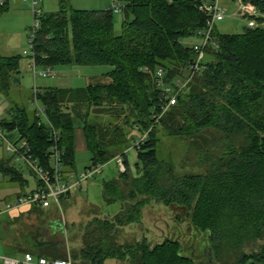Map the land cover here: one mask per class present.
I'll return each mask as SVG.
<instances>
[{"label": "trees", "instance_id": "trees-1", "mask_svg": "<svg viewBox=\"0 0 264 264\" xmlns=\"http://www.w3.org/2000/svg\"><path fill=\"white\" fill-rule=\"evenodd\" d=\"M57 1L59 11L40 17L35 64L53 70L64 65L112 70L104 83L85 89L39 90L51 125L36 112L14 108L0 127L26 139L43 166L50 165L53 147L64 151L65 169L72 173H77L76 131L82 129L92 166L118 157L125 166L117 179L103 184L105 204H120L121 209L111 219L90 211L86 223L73 225L71 239L67 224L61 232L46 229L48 219L29 232L24 225L17 241L31 247L25 255L49 261L70 258L73 264H201L177 241L152 247L147 239L122 238L155 203L183 208L190 225L209 236L216 264H264V0H240L263 16L257 19L259 26L237 35L214 29L216 47H206L201 69L192 78L196 54L184 41L201 38L208 26L202 0H121V13L74 10L67 0ZM6 9L0 7V16ZM116 14L124 16L120 33ZM19 61V56L0 57V73L16 75ZM185 83L177 104L157 122L166 89ZM134 133L141 138L134 139ZM160 134L188 141L198 165H208L204 174L181 176L173 162L161 160ZM130 140L138 152L137 175L127 157ZM0 171L25 185L10 158L0 162Z\"/></svg>", "mask_w": 264, "mask_h": 264}, {"label": "rangeland", "instance_id": "rangeland-1", "mask_svg": "<svg viewBox=\"0 0 264 264\" xmlns=\"http://www.w3.org/2000/svg\"><path fill=\"white\" fill-rule=\"evenodd\" d=\"M37 6L33 9L34 0H10L8 9L3 11L0 16V57H20L18 77L14 73H0V122L3 120L11 119V111L14 108L25 109L28 113L33 114L43 108L40 102H35V88H57L61 90H76L85 89L91 84L104 83L106 81V74L112 69L108 66H77V65H64L54 67V72L57 74L56 78H43L40 74L44 68L41 66H34V62L30 55L31 53L30 39L33 36V29L35 26V12L41 13H55L59 11V2L57 0H35ZM211 1V0H207ZM220 5L224 7L222 1ZM235 3L232 1V8L226 9V17L224 21L216 24V29L219 34L237 35L243 34L249 29V16L245 17L244 11L240 7L246 4L238 0ZM69 8L74 10L86 11H104L108 10L113 5V0H67ZM252 6V5H251ZM239 10V11H238ZM257 11V9H256ZM263 16L257 11L253 21L258 25L257 19ZM124 22L123 14L115 15V29L118 33L122 31ZM264 28V24L260 25ZM201 40V38H199ZM197 38H191L184 41L186 46H191ZM200 43V41H199ZM198 43V44H199ZM196 45V44H195ZM19 82H15V79ZM43 123L48 122L44 116H41ZM134 139H140L141 135L138 133L133 134ZM132 138V137H131ZM161 138V134H160ZM18 141V135L14 136V142ZM159 147L160 159L164 161H171L176 166L177 174L184 175L189 173L204 174L208 165L200 166L195 159V155L188 146L186 140H171L167 137L161 138ZM129 146L131 148L127 151L128 161L131 166L132 172L136 174V165L138 162V152L135 149L134 140H130ZM189 147V148H188ZM9 157L6 153L5 145L0 140V162L8 160ZM93 155L88 152L76 153V171L83 173L86 169L90 168L93 163ZM13 167L23 176L24 180L29 182V188L22 189L17 183L12 182L9 177L5 176L0 171V238L3 234L8 233V229L2 223L6 221L10 214L3 212L6 206L14 204L17 196L21 197L23 193H29L31 189L36 186L34 175L29 168L22 162L12 163ZM125 170V166L120 167L116 161H111L103 168V172L96 177V179L86 182L83 187L72 193L69 200L60 198V207L54 206L50 210H42L39 206H34L33 212L43 213L44 217H39L34 214L33 217H22L21 221L15 225L18 228L25 225L27 232L29 228H37L45 219L61 220L69 228L68 237H72L73 225H79L88 221L87 215L90 211H97L99 217L111 219L115 217L120 209V204L106 205L103 198V184L115 180L119 177L120 172ZM36 178V177H35ZM72 198V199H71ZM24 219V220H23ZM57 219V220H58ZM22 224V225H20ZM46 225V229L61 232L64 227H52ZM21 228H19L20 231ZM24 232V231H23ZM19 234V233H18ZM11 237L16 236V232L9 233ZM130 241H141L147 239L153 247L157 244H162L167 240L180 242L184 247L186 255L191 250L189 241L200 234L190 225V218L188 213L183 208L166 207L164 205H156L151 203L143 211L142 221L138 225L129 226L122 238ZM196 235V236H195ZM194 236V237H193ZM205 238V237H204ZM193 240V239H192ZM0 239V254L3 253V246ZM200 244V243H199ZM72 245V244H71ZM190 245V246H189ZM194 245H197L195 243ZM21 247L19 252H16V247ZM79 247L77 241L75 244ZM74 247V246H72ZM31 247L20 238L13 241L12 248L7 247L6 254L16 252V257L20 260L24 259L25 253ZM13 255V254H12ZM190 255V254H188ZM201 255L200 250L196 256ZM109 264H122L111 262ZM123 264H127L126 262ZM131 264V263H130Z\"/></svg>", "mask_w": 264, "mask_h": 264}, {"label": "built area", "instance_id": "built-area-1", "mask_svg": "<svg viewBox=\"0 0 264 264\" xmlns=\"http://www.w3.org/2000/svg\"><path fill=\"white\" fill-rule=\"evenodd\" d=\"M9 5V0H0V7H6ZM37 2L34 0L33 9L37 6ZM242 11L246 14L245 17L249 16V28L254 29L257 27L256 22L253 21V17L256 16V11L251 5H245L240 7ZM115 13H121L124 9V4L121 0H113V5L110 8ZM200 9L209 17L207 28L201 32V40L199 44L194 45L195 50V60H193L190 73L191 78L199 73L202 63L205 59V49L208 45L212 44L216 47L213 42V32L216 28L218 22H222L226 17V11L222 8L219 0L207 1L202 0ZM42 13L35 12V26L33 29V36L30 39L31 53L30 55L35 64V53H34V36L39 30L41 22L40 17ZM162 72H159V76H162ZM43 78H56L57 74L51 68H46L40 74ZM187 83L177 84L179 89L172 90L171 88L166 89V100L162 106V112L157 117V122L162 118V116L167 113L173 106L177 104L179 94L186 88ZM35 102L38 100L39 89H35ZM37 117L41 119L43 115L48 121L45 124L51 125L44 108H40V111L36 112ZM42 120V119H41ZM52 127V126H51ZM57 133V132H55ZM57 135V134H56ZM0 140L4 142L6 153L12 162L22 161L29 170L33 173L38 181V188L31 193L19 197L14 204H9L6 206V212H10L15 209H21L23 207H34L39 206L42 209H50L52 206L60 207V198L68 197L74 191L80 190L83 185L90 182L98 175L103 172L105 165L92 166L86 169L83 173H72L67 172L63 163L64 151H59L57 147H53L50 154V165L48 167L41 165L32 154V149L29 142L26 139L14 142V136L9 134L7 131L0 127ZM117 164L123 168L124 164L121 158H116ZM2 264H73L71 259L62 261H49L45 258L35 259L34 256L26 254L23 260H18L12 257L3 256L0 258Z\"/></svg>", "mask_w": 264, "mask_h": 264}, {"label": "crops", "instance_id": "crops-1", "mask_svg": "<svg viewBox=\"0 0 264 264\" xmlns=\"http://www.w3.org/2000/svg\"><path fill=\"white\" fill-rule=\"evenodd\" d=\"M212 1H215V0H211V2ZM219 1L220 2L222 1L223 5H224V7L226 9L232 8V5H233L232 4V1L233 0H219ZM9 3H10V0H9ZM234 4L236 5V8H239V5L237 3L234 2ZM224 7H222V8L226 11V9ZM252 7H254V6H252ZM254 9L256 11V8L255 7H254ZM256 13H257V11H256ZM215 31L218 33V31H217L216 28H215ZM222 35H230V34H222ZM199 41H200V39L197 38V41L194 42L191 46H194L195 44H198ZM16 76L18 77V73L16 74ZM84 151H88L89 152V150H88V144H87V140H86V136H85V133H84V131L82 129H77V131H76V153H78V152H84ZM21 177L23 178L22 175H21ZM33 177H34L36 186H35L34 189H31V191L29 193H31L32 191L36 190L38 188V185H39V183L36 180L35 176H33ZM24 181H25V185L24 186L23 185H20L19 183H17L23 190L26 189V188H29V182H27L26 180H24ZM23 194L26 195L28 193H25L24 192ZM24 195H22V196H24ZM70 197H72V195L69 196V197H66V199L69 200ZM18 198H19V196H17V199ZM52 208H54V206H52L50 209H52ZM50 209H48V210H50ZM33 210H34L33 207H23L21 209H15V210H12V211L8 212L10 214L9 218L6 221L2 222L3 224L5 223L4 225L8 229V233L7 234H3L2 237L0 238L1 241H2L1 242L2 243V246H3V253L0 254V258L3 257V256L9 257V255L6 254L7 247L10 246L12 248V244H13L14 238H15V240L17 239V236H18V233H19V228H21L22 226L18 228V225H15V224H17L18 222H20L21 219H22V217H27V216H30V215H31V217H33L34 214H35V212H33ZM44 210H47V209H44ZM3 212H6V210H4ZM57 219L58 218H56L55 220L54 219L53 220L50 219V221L48 223H50V222H56V221L59 220V219L58 220ZM20 225H22V224H20ZM48 226L49 227H52L50 225H48ZM13 231H14V233L16 232V236L15 237L14 236L11 237L9 235V233H13ZM20 234H21V232H20ZM16 252H19V251H17V249H16ZM16 252H13L12 253L13 255L11 254L13 256L12 258H16V259L20 260L19 257H16L15 256L17 254ZM0 264H2L1 259H0Z\"/></svg>", "mask_w": 264, "mask_h": 264}, {"label": "water", "instance_id": "water-1", "mask_svg": "<svg viewBox=\"0 0 264 264\" xmlns=\"http://www.w3.org/2000/svg\"><path fill=\"white\" fill-rule=\"evenodd\" d=\"M15 82H19V79L16 78ZM49 225L52 226L53 230H55L56 227H61V228L64 227V223L61 220H58L56 222H50ZM200 236H201L200 241L203 242V245L199 247L200 241H198L197 243L198 248L195 249L193 253L189 255V257L197 260H201V264H216L209 236L207 237L205 234H201ZM198 250H200L201 255L196 256ZM247 264H261V263L251 260Z\"/></svg>", "mask_w": 264, "mask_h": 264}, {"label": "flooded vegetation", "instance_id": "flooded-vegetation-1", "mask_svg": "<svg viewBox=\"0 0 264 264\" xmlns=\"http://www.w3.org/2000/svg\"><path fill=\"white\" fill-rule=\"evenodd\" d=\"M200 238H201V236H196L195 238H192L193 240L191 239L189 241V244L191 245V250H189L188 252H190V254L193 253V251L198 248L197 245H194V244L198 243V241H200ZM202 245H203V242L200 241L199 247H201Z\"/></svg>", "mask_w": 264, "mask_h": 264}]
</instances>
